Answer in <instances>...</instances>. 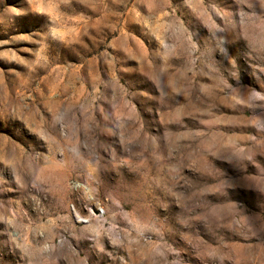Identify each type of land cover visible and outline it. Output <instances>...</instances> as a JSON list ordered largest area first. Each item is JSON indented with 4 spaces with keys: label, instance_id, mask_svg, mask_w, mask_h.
<instances>
[{
    "label": "rangeland",
    "instance_id": "374dc122",
    "mask_svg": "<svg viewBox=\"0 0 264 264\" xmlns=\"http://www.w3.org/2000/svg\"><path fill=\"white\" fill-rule=\"evenodd\" d=\"M0 264H264V0H0Z\"/></svg>",
    "mask_w": 264,
    "mask_h": 264
}]
</instances>
